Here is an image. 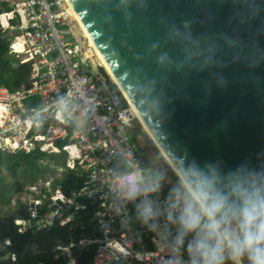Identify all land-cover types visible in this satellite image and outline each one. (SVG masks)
<instances>
[{
  "label": "built area",
  "instance_id": "1",
  "mask_svg": "<svg viewBox=\"0 0 264 264\" xmlns=\"http://www.w3.org/2000/svg\"><path fill=\"white\" fill-rule=\"evenodd\" d=\"M75 18L67 0H0V26L14 33L10 49L31 66L28 86L0 87V151H64L67 167L86 178L69 195L51 181L30 184L28 199L19 201L16 232L33 236L56 223L84 230L77 219L90 206L96 211L88 225L100 238L71 240L54 249L47 264H87L72 253L93 246L90 264H193L198 258L189 244L196 233H185L180 221L186 205L155 177L132 141L131 122L140 123L135 110L121 88L106 86L94 66L95 47L73 29ZM11 260L16 264L15 255Z\"/></svg>",
  "mask_w": 264,
  "mask_h": 264
},
{
  "label": "water",
  "instance_id": "2",
  "mask_svg": "<svg viewBox=\"0 0 264 264\" xmlns=\"http://www.w3.org/2000/svg\"><path fill=\"white\" fill-rule=\"evenodd\" d=\"M67 1L109 70L98 67L106 86L115 91L113 75L168 158L148 134L133 136L175 199L190 194L168 168L235 209L241 193L264 197V0Z\"/></svg>",
  "mask_w": 264,
  "mask_h": 264
},
{
  "label": "trees",
  "instance_id": "3",
  "mask_svg": "<svg viewBox=\"0 0 264 264\" xmlns=\"http://www.w3.org/2000/svg\"><path fill=\"white\" fill-rule=\"evenodd\" d=\"M4 7L6 8V6ZM13 40L14 34L9 30H4L0 26V87H5L10 91H16L22 86H28L31 71L30 64H21L20 58L11 51L10 46ZM136 133L143 134L140 129H137ZM64 144L63 141L59 142L61 147ZM67 160L68 155L64 151L60 154L42 152L38 148L28 153L19 152L16 154H8L0 151V196L4 199L3 201L9 202L10 199L6 198L8 191L12 190L14 193H20L22 191L21 186L13 188L11 186L12 183L9 184L5 181L3 176L4 168L15 173L24 167L34 173L30 184L40 180L51 181L53 189H59L66 195H69L73 190L83 188L86 178H79L76 175L75 169L68 168ZM55 164L61 166L63 171H56L54 169ZM168 169L175 178L181 196L188 198L185 187L175 176L174 172L170 168ZM155 177L158 178L156 175ZM43 207L44 212H46V205H43ZM95 211V208L89 206L87 212L79 214L77 221L84 222V230L69 231V227H62L60 223H56L50 230H44L30 236L19 235L16 232L17 217H23L22 205L19 201L16 203L15 210L9 208L7 213L2 217L0 209V243L2 244L5 240H9L11 243L10 246H6L4 251L0 252V259H2L0 264H10V257L12 255L17 257L19 264H47V256L57 243L66 246L71 240L78 242L82 237H88L89 235H92L94 240H98L99 235L94 226L92 225L94 228V233H92V227L88 225ZM31 247H37V249L46 252L35 255ZM96 252L97 247L95 246L89 252H83L82 255L77 256L80 262L90 263Z\"/></svg>",
  "mask_w": 264,
  "mask_h": 264
},
{
  "label": "clouds",
  "instance_id": "4",
  "mask_svg": "<svg viewBox=\"0 0 264 264\" xmlns=\"http://www.w3.org/2000/svg\"><path fill=\"white\" fill-rule=\"evenodd\" d=\"M188 191L190 198L180 221L185 233H196L189 244L190 254L198 258L194 259L193 264H223L225 250L237 264L245 255L249 264H264V197L258 192L241 193L243 206L235 209L219 194L210 195L204 186H198L196 190L189 188ZM234 220L238 223V233L231 230ZM40 251L34 254H42ZM73 251H77L76 255L79 256L90 250ZM16 264H19L18 260Z\"/></svg>",
  "mask_w": 264,
  "mask_h": 264
},
{
  "label": "rangeland",
  "instance_id": "5",
  "mask_svg": "<svg viewBox=\"0 0 264 264\" xmlns=\"http://www.w3.org/2000/svg\"><path fill=\"white\" fill-rule=\"evenodd\" d=\"M73 26H74V31L76 33V35L82 39L83 41H87L88 38L86 37L84 31L82 30V26H81V23L78 22L75 18L74 22H73ZM12 34H14L13 32H11ZM94 66L96 68H98L99 66L103 67L100 59L98 57L95 58L94 60ZM104 68V67H103ZM139 125V128H141L140 130H142L143 134L142 135H145L147 134V132L145 131L143 125L141 123H138ZM172 169V168H171ZM177 175V174H176ZM3 176H4V179L7 183L11 184L12 183V187L13 188H17L18 186H21L22 188V192L20 193H14L12 190L8 191L7 194H6V198L7 199H10L9 202H5L3 201L4 199L0 196V209H1V217L4 216L8 209L11 208L12 210H15L16 209V203L17 201H25L28 199V195H26V189L28 186H30V182H31V179L32 177L34 176V173L25 169L24 167L23 168H20L17 172L13 173V172H10L8 171L6 168H4L3 170ZM180 180V178H179ZM181 184L185 187L184 183L180 180ZM35 184V183H34ZM185 190L188 194V191L185 187ZM232 230V229H231ZM233 231V230H232ZM6 244V242L4 241L2 244L0 243V252L4 251V245ZM58 247H64L63 244L61 243H57L55 247L52 248L50 254H52V251L54 249H57ZM32 251H33V254L34 253H37L39 252V250L35 247H32ZM40 252H46V251H40ZM77 251H73V255L76 254ZM2 259H0L1 261ZM240 264V263H239Z\"/></svg>",
  "mask_w": 264,
  "mask_h": 264
},
{
  "label": "bare ground",
  "instance_id": "6",
  "mask_svg": "<svg viewBox=\"0 0 264 264\" xmlns=\"http://www.w3.org/2000/svg\"><path fill=\"white\" fill-rule=\"evenodd\" d=\"M75 16H76V14H75ZM76 20L79 22V19L77 18V16H76ZM81 26H82V25H81ZM82 30L84 31L86 37L89 39L91 45L94 46V44H93L92 41L90 40V38H89V36L87 35V33H86V31H85V28H84L83 26H82ZM94 47H95V46H94ZM95 49H96V47H95ZM96 51H97L98 57H99V59H100L102 65H103L104 69H106V71L109 73V70H108L107 66L104 64V61H103L102 57L100 56V54H99V52H98L97 49H96ZM110 75H111V73H110ZM111 79H112V82L115 83V84L118 86V88H120L119 85L117 84V81H116L115 78L113 77V75H111ZM131 106H132V105H131ZM132 108H133V106H132ZM133 109H134V108H133ZM134 110H135V109H134ZM135 113H136V116H137L138 121L142 124V123H143V120L139 117V115L137 114L136 111H135ZM142 125H144V123H143ZM143 127H144V126H143ZM144 129H145V131L147 132V134L151 137L152 141H153V142L157 145V147L161 150V147L159 146V144L157 143V141L151 136V134H150L149 131L146 129V127H144ZM161 151H162V150H161ZM162 153H163V155L166 157V155L164 154L163 151H162ZM166 158H167V157H166ZM167 159H168V158H167ZM174 170H175V169H174ZM175 171H176V170H175ZM176 172H177V171H176ZM177 174H178V177L183 181V183H184V185H185V187H186V189H187V191H188V189L190 188L189 185L183 180V178L181 177V175H180L178 172H177ZM188 193H189V191H188ZM189 194H190V193H189ZM53 259H54V257H51V260H53Z\"/></svg>",
  "mask_w": 264,
  "mask_h": 264
},
{
  "label": "flooded vegetation",
  "instance_id": "7",
  "mask_svg": "<svg viewBox=\"0 0 264 264\" xmlns=\"http://www.w3.org/2000/svg\"><path fill=\"white\" fill-rule=\"evenodd\" d=\"M137 132H138V131H137ZM133 134H134V135H133ZM133 134H132V137H133V136H135V137H136V136H139V135H140L139 133H138V134L136 133V130L134 131V133H133ZM133 138H134V137H133ZM133 138H132V139H133ZM137 149H138V148H137ZM138 151H139V150H138ZM139 152H140V151H139ZM140 153H141V152H140ZM141 154H142V153H141Z\"/></svg>",
  "mask_w": 264,
  "mask_h": 264
}]
</instances>
